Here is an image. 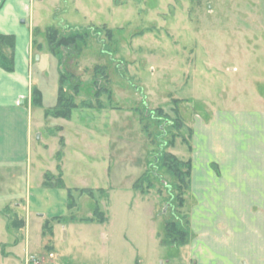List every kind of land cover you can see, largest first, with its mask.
Returning <instances> with one entry per match:
<instances>
[{
	"label": "rangeland",
	"instance_id": "rangeland-1",
	"mask_svg": "<svg viewBox=\"0 0 264 264\" xmlns=\"http://www.w3.org/2000/svg\"><path fill=\"white\" fill-rule=\"evenodd\" d=\"M25 8L21 25L17 11L1 13L0 32L16 27L22 35L32 28L30 71L42 92L33 112L40 122L29 168L3 161L6 183L25 198L28 185L34 190L60 165L67 189H105L95 199L74 191L71 210L73 217H88L98 203L109 217L92 229L104 262L197 264L188 248L195 237L194 123L215 121L220 135H238L239 104L252 107L257 92L264 94V0H32ZM49 30L56 31L55 46L75 32L85 35L86 45L79 54L52 49ZM21 51L20 42L17 56L24 62ZM60 87L66 99L60 112L67 113L72 100L77 109L70 118L50 115L41 124L42 114L57 105ZM165 153L186 162L184 181L164 165ZM259 161L247 160L248 176ZM211 165L220 173L218 162ZM167 222L190 229L186 245L162 242ZM126 242H133V252ZM261 258L237 261L258 264Z\"/></svg>",
	"mask_w": 264,
	"mask_h": 264
},
{
	"label": "crops",
	"instance_id": "crops-1",
	"mask_svg": "<svg viewBox=\"0 0 264 264\" xmlns=\"http://www.w3.org/2000/svg\"><path fill=\"white\" fill-rule=\"evenodd\" d=\"M31 1L5 0L0 14L17 11L18 23L25 24L21 19L28 15L22 8ZM18 29L0 32L16 36L15 70L7 72L0 67V264H85L81 261L96 259L100 264H112L103 261L104 249L92 230L96 223L106 224L107 215L104 222L73 217L67 187H46L43 180L34 190L28 185L24 198L17 187L6 183L3 161L27 162L29 168L36 154L34 136L40 122L35 121L33 112L32 28L22 29V35H17ZM20 42L24 62L18 61ZM257 94L258 103L252 107L241 103L237 108L238 135H220L215 121L194 123L190 227L195 237L188 248L197 264H209L217 258L220 264H238L239 257L254 254L261 255L257 262L264 264V94ZM48 117L44 112L41 124H46ZM253 158L260 160L254 174L249 175L254 179L248 176L246 165ZM212 162L219 163L220 173L212 169ZM60 172L63 177L61 167ZM88 242L94 246L88 248ZM130 243L125 245L133 252L135 246Z\"/></svg>",
	"mask_w": 264,
	"mask_h": 264
},
{
	"label": "trees",
	"instance_id": "trees-1",
	"mask_svg": "<svg viewBox=\"0 0 264 264\" xmlns=\"http://www.w3.org/2000/svg\"><path fill=\"white\" fill-rule=\"evenodd\" d=\"M5 0L0 5V9L3 6ZM57 36L56 31L49 30L48 33V40L49 44L52 49L54 47H58L62 49V52L64 50H68V53L77 52L78 54L82 51L83 46L86 45L85 35L75 32L74 34H71L69 36H65L63 38H60L57 46L54 45L55 42H57ZM15 45H16V36L15 34H3L0 33V67L4 69L7 72H13L15 70ZM65 52V51H64ZM64 72L61 74V78L63 80ZM61 80V81H62ZM33 102L35 105H40L42 103V92L38 88L33 89ZM66 99L64 90L60 87L59 90V98L58 103L55 106L54 109H49L46 111L47 116H54V117H63V118H70L71 112L73 109H77V104L75 102L69 101L68 110L67 113H61L59 110L60 106L66 105ZM62 140V139H61ZM62 142V141H61ZM63 146L65 145L64 142L62 143ZM63 150L60 149L57 153V158L59 161L62 158ZM164 159V165L167 166L169 170L174 169L175 175L180 179L179 181L184 179L185 173L183 171V168L186 166V162L179 160L171 153H165L163 155ZM171 162L170 164H168ZM60 168V165H58ZM171 168V169H170ZM189 173V170L188 172ZM45 180L44 185L46 187H62L66 188L65 182L62 177V172H60L58 175H54L51 172H47L45 174ZM184 181V180H183ZM74 191L79 192L80 195H87L91 197L92 199H95L96 191L104 194L105 189H92V188H68V199H69V207L72 209L75 204V196ZM98 219L101 222L105 221V214L103 211H101L99 204L97 203V207L95 208V211L93 213V217H86L82 218L81 221H93ZM188 227V226H187ZM190 229L187 228H179L175 222H167L165 225V237L163 238V243L179 247L184 246L188 243L189 237H190Z\"/></svg>",
	"mask_w": 264,
	"mask_h": 264
},
{
	"label": "water",
	"instance_id": "water-1",
	"mask_svg": "<svg viewBox=\"0 0 264 264\" xmlns=\"http://www.w3.org/2000/svg\"><path fill=\"white\" fill-rule=\"evenodd\" d=\"M21 23H25V19L24 18L21 19Z\"/></svg>",
	"mask_w": 264,
	"mask_h": 264
}]
</instances>
